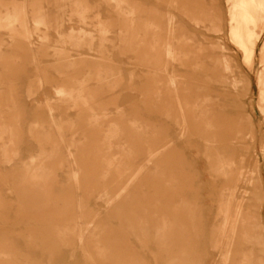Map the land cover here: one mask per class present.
<instances>
[{"label":"rangeland","instance_id":"rangeland-1","mask_svg":"<svg viewBox=\"0 0 264 264\" xmlns=\"http://www.w3.org/2000/svg\"><path fill=\"white\" fill-rule=\"evenodd\" d=\"M243 1L0 0V264H264V30Z\"/></svg>","mask_w":264,"mask_h":264},{"label":"bare ground","instance_id":"bare-ground-1","mask_svg":"<svg viewBox=\"0 0 264 264\" xmlns=\"http://www.w3.org/2000/svg\"><path fill=\"white\" fill-rule=\"evenodd\" d=\"M241 10H242V12H243V22H245L246 23V25L248 24V23H252V24H254L255 25V27H256V35L258 36V35H261V33H262V31L264 30L263 28H264V0H251V6H249V5H247L246 3H245V1H243L242 2V4H241ZM239 30H240V27H239V29H238V32H239ZM236 34V36H237V39H238V41H239V43H240V45L247 51V53H248V50H247V48H246V46H245V43H244V40L242 39V36H241V34L240 33H235ZM259 37V36H258ZM248 56H249V54H248ZM263 60H264V49H263ZM228 67V66H227ZM209 141H211L212 143H215V137L214 136H211L210 138H209ZM189 145V144H188ZM217 144H215V146H216ZM178 147V146H177ZM170 150V149H169ZM174 150V149H173ZM179 151V150H178ZM164 152L165 151H160V152H151V161H149V163H148V165L146 166V167H144V168H142V169H140L138 172H136V173H134L132 176H131V178L129 179V182H128V185H127V187L126 188H124L120 193H118L116 196H111L110 197V199H109V201H108V204H111V203H115V202H117L118 200H120L125 194H127L128 193V191H129V189H130V187L132 186V184L137 180V179H139L140 178V176L146 171V170H148V168H149V166H151L152 164H154L155 163V161L161 156V155H163L164 154ZM174 152V151H173ZM166 153V152H165ZM169 153H171V152H169ZM168 153V154H169ZM51 154V153H50ZM172 154V153H171ZM165 156V155H164ZM173 156V155H172ZM53 157V156H52ZM169 157H170V155H169ZM168 157V158H169ZM41 159V158H40ZM49 159V158H48ZM167 159V158H166ZM53 160V159H52ZM158 160H160V158L158 159ZM36 161V160H35ZM40 161V160H39ZM163 161V160H162ZM31 162V161H30ZM168 162V161H167ZM169 163V162H168ZM167 163V164H168ZM35 164V163H34ZM123 165L122 164H120V168L122 167ZM29 168H30V166H29ZM29 168H28V170H29ZM156 168L159 170L160 169V166L159 165H157L156 166ZM37 169V168H36ZM39 169V168H38ZM145 169V170H144ZM40 170V169H39ZM153 171V170H152ZM48 172H50L49 170H48ZM151 172V171H150ZM41 173H43V172H41ZM152 173V172H151ZM45 174H47L46 172H45ZM30 175H31V173H30ZM39 175V174H38ZM44 174H42L41 176H43ZM51 175H54V173L52 172V174ZM74 175H76V174H74ZM154 175V174H153ZM35 176H37V175H35ZM45 176H47V175H45ZM44 177V176H43ZM52 177V176H51ZM51 177H47V178H51ZM41 178V177H40ZM39 178V179H40ZM74 178L77 180V175L76 176H74ZM38 179V180H39ZM45 179V178H44ZM37 179H36V182L38 181ZM40 180H42V179H40ZM48 180V179H47ZM50 180L51 179H49V182H50ZM140 180V179H139ZM33 181V180H32ZM32 181H30V182H32ZM43 181V180H42ZM35 182V181H34ZM48 182V183H49ZM135 184V183H134ZM140 184V183H139ZM38 187V186H37ZM51 187H52V185H51ZM142 187V186H141ZM131 191V190H130ZM53 192V191H52ZM187 193V192H186ZM230 195V194H229ZM54 196V195H53ZM131 196V195H130ZM50 197H52V196H50ZM60 197V196H59ZM214 198V197H213ZM230 198H231V195H230ZM230 198H226V206H225V210H224V212H223V225H222V229H221V234H222V236L224 235L223 233H225V228H226V225L229 223V220H230V204H231V199ZM56 199V198H55ZM215 199V198H214ZM213 199V200H214ZM181 201H182V199H181ZM63 202V201H62ZM61 202V203H62ZM125 203V202H124ZM56 204V203H55ZM64 204H66V203H64ZM69 204V203H68ZM112 205V204H111ZM112 207V206H111ZM53 208V207H52ZM51 208V209H52ZM65 208V207H64ZM111 210V209H110ZM50 211V210H49ZM82 214V213H81ZM179 214H181V213H179ZM179 216V215H178ZM124 217V216H123ZM107 218V217H106ZM127 218V217H126ZM125 218V219H126ZM51 219V218H50ZM80 219V218H79ZM85 219V218H84ZM121 219V218H120ZM124 219V218H123ZM47 220V219H46ZM70 220H72V219H70ZM48 221V220H47ZM53 221V220H52ZM50 222V221H49ZM70 222V221H69ZM190 222V221H189ZM48 223V222H47ZM51 224V223H50ZM54 224V223H53ZM79 224H80V222H79ZM97 225H98V219H95V220H93V221H90V220H88L87 222H86V226H87V228L89 229V230H92L93 228H96L97 227ZM191 225V224H190ZM74 226V225H73ZM76 227V226H75ZM128 227V226H127ZM201 228V227H200ZM58 229V228H57ZM56 229V230H57ZM84 229V228H83ZM82 229V230H83ZM85 230V229H84ZM94 230V229H93ZM62 231V233H65V231H63V230H61ZM69 231V230H68ZM77 232V231H76ZM84 232H82V234H83ZM101 233V232H100ZM59 234V233H58ZM66 234V233H65ZM81 234V233H80ZM221 234H219V236L221 235ZM61 234H59V236H60ZM64 235V234H63ZM74 235H75V232H74ZM86 235H88V234H86ZM53 236V235H52ZM56 236V235H55ZM65 236V235H64ZM79 236V235H78ZM56 238V237H55ZM75 238V237H74ZM84 238V236L81 238H79V239H83ZM38 239V238H37ZM78 239V240H79ZM46 240V239H45ZM50 240V239H49ZM222 239H221V237H219L217 240H216V245L218 246H220V241H221ZM75 241V240H74ZM86 241V240H85ZM80 242V241H79ZM83 242V241H82ZM41 243H42V241H41ZM44 243H46L45 241H44ZM222 243V242H221ZM30 244H32V243H30ZM47 244V243H46ZM67 245H68V243H67ZM88 245V244H87ZM32 246V245H31ZM43 246V245H42ZM81 246V245H80ZM47 247V246H46ZM45 247V248H46ZM221 247V246H220ZM44 249V248H43ZM42 249V250H43ZM84 251V250H83ZM229 249L227 250V254H229ZM84 253V252H83ZM1 254V253H0ZM1 255H4V254H1ZM6 256H10V255H6ZM72 257V256H71ZM89 258V257H88ZM93 260H94V258H92ZM96 262V261H95ZM94 262V263H95ZM93 263V262H92Z\"/></svg>","mask_w":264,"mask_h":264}]
</instances>
